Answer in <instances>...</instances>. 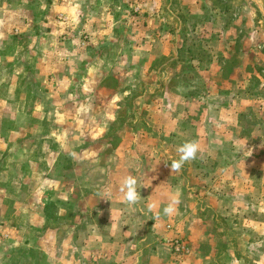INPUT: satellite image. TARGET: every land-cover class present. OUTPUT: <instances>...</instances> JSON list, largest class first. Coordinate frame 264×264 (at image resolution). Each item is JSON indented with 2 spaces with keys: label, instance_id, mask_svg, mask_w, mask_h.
Instances as JSON below:
<instances>
[{
  "label": "rangeland",
  "instance_id": "374dc122",
  "mask_svg": "<svg viewBox=\"0 0 264 264\" xmlns=\"http://www.w3.org/2000/svg\"><path fill=\"white\" fill-rule=\"evenodd\" d=\"M0 264H264V0H0Z\"/></svg>",
  "mask_w": 264,
  "mask_h": 264
},
{
  "label": "clouds",
  "instance_id": "9594fccd",
  "mask_svg": "<svg viewBox=\"0 0 264 264\" xmlns=\"http://www.w3.org/2000/svg\"><path fill=\"white\" fill-rule=\"evenodd\" d=\"M202 151L201 144L197 140H187L177 146L176 152L178 153V159H174L170 163V169L172 173L179 172L185 163H188L197 158L198 154ZM164 184V183H163ZM145 185L144 187H148ZM138 180L135 176L128 174L125 175L119 183V193L122 201L127 205H135L141 200V194L139 192ZM111 193L108 192L102 198H106ZM180 201V196L178 192L170 193L167 196V203L164 205L162 212L164 216L171 217L177 214ZM159 201H153L149 203V211L158 209ZM157 218H159V213H157Z\"/></svg>",
  "mask_w": 264,
  "mask_h": 264
},
{
  "label": "crops",
  "instance_id": "0c3cea01",
  "mask_svg": "<svg viewBox=\"0 0 264 264\" xmlns=\"http://www.w3.org/2000/svg\"><path fill=\"white\" fill-rule=\"evenodd\" d=\"M101 83V82H100ZM95 86L97 87L98 86V84H97V82L95 81ZM100 86V85H99ZM123 211L124 210H118L117 212H119V215H120V213H122V215H123ZM156 213H154L153 212V215H155ZM117 215V214H116ZM112 216V212H111V215H110V217ZM103 228V227H102ZM108 228L109 229H113V228H115V229H120V228H123V224H106V227H105V230H103V231H105L106 233H108L109 231H108ZM103 231H101V232H103ZM106 240H108V239H106ZM110 242V241H109ZM64 261V260H63ZM66 261H67V258H66Z\"/></svg>",
  "mask_w": 264,
  "mask_h": 264
}]
</instances>
